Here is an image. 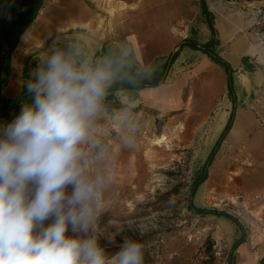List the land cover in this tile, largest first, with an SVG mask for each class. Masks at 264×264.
<instances>
[{
	"label": "rangeland",
	"instance_id": "rangeland-1",
	"mask_svg": "<svg viewBox=\"0 0 264 264\" xmlns=\"http://www.w3.org/2000/svg\"><path fill=\"white\" fill-rule=\"evenodd\" d=\"M77 1L89 10L93 5V0L67 3ZM102 1L105 0H96V5ZM60 2L42 0L34 23L55 16ZM207 2L214 23L235 25L228 42L237 35L264 42V0ZM102 13L105 11L99 12L98 28L104 23ZM57 15L60 18L59 12ZM76 26L73 23L63 28L58 24L52 30L70 32ZM83 27H91V21ZM226 46L218 42L215 50L225 56ZM196 59L183 56L170 70L166 85H172L175 93L168 105L159 102V108H155L131 102L121 92L106 97L96 126L107 145L105 155L107 162L112 163L115 178L104 194V212L97 222L96 235L109 257L120 251L127 237L140 239L144 244L143 264H258L264 259V183L259 181L264 171L259 169V158L243 151L250 148L255 131L264 128V114L254 112L255 124L249 126L238 144L229 143L227 135L224 137L207 167L206 179L192 196L189 194L193 178L224 127L218 120L229 99L223 68L217 64L210 70L199 69L201 62ZM218 66L220 75L216 72ZM245 67L248 73L254 72L252 62ZM244 75L242 69H233V85L240 97L245 96ZM219 104L221 109L217 111ZM251 104L246 99L237 105L254 111ZM125 107L131 108L133 121L139 127L130 148L122 147L124 130L117 123ZM12 120L0 118V127ZM100 163L95 157L90 160L93 169ZM190 199L196 208H215L234 216L240 225L224 215L196 212L188 205ZM51 222L45 221L44 226ZM66 235L76 234L69 229ZM208 237L213 243L211 251L204 246ZM239 238L243 241L233 248Z\"/></svg>",
	"mask_w": 264,
	"mask_h": 264
},
{
	"label": "clouds",
	"instance_id": "clouds-1",
	"mask_svg": "<svg viewBox=\"0 0 264 264\" xmlns=\"http://www.w3.org/2000/svg\"><path fill=\"white\" fill-rule=\"evenodd\" d=\"M133 54L121 42L90 60L79 38L58 36L40 57L26 82L32 102L0 127V264H143L140 239L125 237L109 257L96 235L115 178L96 122L114 84L138 86L124 60ZM133 115L125 107L117 120L124 148L139 131Z\"/></svg>",
	"mask_w": 264,
	"mask_h": 264
},
{
	"label": "crops",
	"instance_id": "crops-1",
	"mask_svg": "<svg viewBox=\"0 0 264 264\" xmlns=\"http://www.w3.org/2000/svg\"><path fill=\"white\" fill-rule=\"evenodd\" d=\"M205 2L208 10L212 11L207 0ZM90 10L83 2L67 3V0H61L58 9L55 10V16L35 23L32 21L10 52L3 94L12 96L19 92L23 80L38 67L40 57L48 50L52 40L58 36L79 38L84 54L90 60L105 55L109 50L118 53L121 42L128 43L134 54L124 57L127 73L131 70H151L162 63L164 57L185 37H192L198 42H205L211 37V31L201 12L200 0H105L97 5L96 0H93ZM100 11H105L102 13L104 19L102 28L96 26ZM88 20L91 21V27H83ZM73 23L77 24L73 31L56 33L52 30L58 24L67 28ZM214 27L218 30L216 35L218 42L225 46L229 43L225 47V56L218 54L230 66L232 65V70L242 69L246 74L242 82L245 96L240 97L233 85L235 102L231 101L227 92L229 99L225 101L226 104L222 109L221 103L217 109L223 111L218 121L225 125L234 107L233 122L226 135L229 143L238 144L239 139L248 133L249 126L255 124L254 112L260 111L264 114V42L251 41L246 35H237L228 42L236 30L235 25L223 26L214 23ZM5 50L6 46L3 45V52ZM183 56L197 58L196 60L201 62L199 69L210 70L217 66V63L206 53L184 46L179 50L170 70L182 61ZM251 62L255 65L254 72L248 73L245 65ZM219 66L216 71L218 75L222 68ZM224 73L226 74L225 71ZM114 92L126 94V99L131 102L146 103L155 108H159V102L168 105L173 101L175 93L172 85H166V79L156 86ZM246 99L251 100L254 111L238 107V102L243 103ZM243 151L251 153L253 158H259V169L264 171V128L255 131L250 148L245 147ZM259 181L264 183V174L260 175Z\"/></svg>",
	"mask_w": 264,
	"mask_h": 264
},
{
	"label": "trees",
	"instance_id": "trees-1",
	"mask_svg": "<svg viewBox=\"0 0 264 264\" xmlns=\"http://www.w3.org/2000/svg\"><path fill=\"white\" fill-rule=\"evenodd\" d=\"M201 1V12L205 17V21L209 26L211 31V37L205 42H198L192 37H185L176 45V48L172 50L169 54L164 57L162 63L158 64L149 71L145 70H131L128 72L129 75L134 77L137 82V87H132L127 83L126 80L118 81L109 90L108 94L117 90H130V89H141L149 86H156L163 83L168 75L171 65L175 61L179 54V50L184 46H188L193 49H198L206 53L213 61L219 64L227 75L226 85L229 98L234 103L235 93L233 90V80H232V68L230 64L223 59L215 50L218 44V38L216 37V30L213 23V14L208 10L205 0ZM42 0H0V118L12 117L14 119L21 111V105L23 103H31L32 98L28 95L26 91V82L31 78V76H26L23 80L21 89L15 95L5 96L2 92L3 86L7 79L6 70L10 61V52L15 47L20 35L27 28V26L34 20L38 10L40 9ZM11 17L10 19L8 17ZM3 45L6 46V50L3 52ZM125 60V59H124ZM4 72V73H3ZM150 74V78L148 77ZM234 118V107L232 108L228 119L220 132L219 137L214 143L209 155L201 167L200 171L193 178L189 186V194L192 196L196 188L206 179L207 177V167L211 163L216 151L218 150L222 140L226 136L227 132L231 128ZM191 208L195 209L198 213H214L217 215H224L232 219L237 225H240L237 219L230 214L218 211L217 209L209 208H196L191 199L188 204ZM243 241L239 238L234 244L235 248L239 243ZM206 251L212 250V240L210 237L204 243ZM230 262V261H229ZM228 262V263H229ZM258 264H264V259H261Z\"/></svg>",
	"mask_w": 264,
	"mask_h": 264
},
{
	"label": "bare ground",
	"instance_id": "bare-ground-1",
	"mask_svg": "<svg viewBox=\"0 0 264 264\" xmlns=\"http://www.w3.org/2000/svg\"><path fill=\"white\" fill-rule=\"evenodd\" d=\"M161 139V138H158V140Z\"/></svg>",
	"mask_w": 264,
	"mask_h": 264
}]
</instances>
